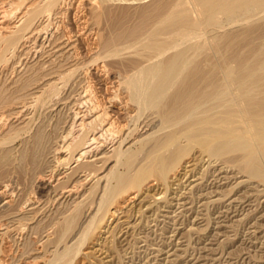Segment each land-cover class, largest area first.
I'll return each instance as SVG.
<instances>
[{
	"label": "bare ground",
	"instance_id": "obj_1",
	"mask_svg": "<svg viewBox=\"0 0 264 264\" xmlns=\"http://www.w3.org/2000/svg\"><path fill=\"white\" fill-rule=\"evenodd\" d=\"M57 1L58 0H52L48 4L54 7L53 4H55ZM158 1L159 0L156 1L157 3L150 5V6L148 4H147L148 6L143 5L142 10H139L138 12L140 14V16H138L139 17L138 22L136 23L133 22L134 24L131 23V25L122 26L124 24H121L118 27L116 26V29L114 28L115 30L114 29H113L114 31L112 30L113 33L109 37L107 38L105 37L106 39L102 38V39H105L104 41H102V44L104 42L106 47L107 46L110 47L111 45L113 47L114 46L116 47L117 46L116 43L117 44L119 42L121 43V41L123 42L121 44L123 45L128 44V47H130L132 43H130V41L128 43H125L124 41L126 40L128 41L131 38L133 41L137 39V41H134L135 44L139 41L141 42L143 41L142 44H140L141 45L140 51L142 52L147 51L146 52L147 56L144 55V57L146 56L145 59L147 58V60L145 61L144 57L143 58L141 57L143 56L142 52H141L142 55L140 53H137L136 45L133 48L134 43L132 44L133 50L134 49L136 50V52L135 51L134 52L139 54L140 55L139 57L142 58V60H144L146 63H141L140 61H138L140 63L137 65L138 62L135 60L133 63H135L136 68L133 67L135 68L133 69L131 67L133 71L129 70L131 72H129V74H127L124 77V79L126 78V80L124 81L125 82L124 86H126V89L129 92V96H130L129 101H131L130 103H132L133 105V108L132 109L129 108L130 110L128 109L126 113L127 115V118H126L127 122H125L126 124H121V123L118 124L120 119L113 115L114 118L116 117L119 119L118 122L115 121L117 123L116 124L114 122L116 118L114 119L112 116L109 117V113L107 111H104V110H107L108 108L102 110L100 107L102 111H99L97 110V108H99L98 104H94L93 102L92 111H94V113L89 116H87L88 113H83L82 116L79 117L78 116L79 112L76 113L75 110L73 111V113H76V116L79 118H75L74 121L71 120V122L73 121V124H71V126L72 125L73 126L72 127L70 126L69 127L70 129L68 128L69 129L68 132L65 129L67 133L64 132V134H61V136L57 135L58 130H56L57 127L54 126L56 128H53V130H56L55 131L57 133L56 136L57 138L59 136L58 139H60V142L56 140L57 138L54 135V131L53 132L50 131L49 129H47L48 126L47 127H45V125L41 126L42 125L41 124L38 129L37 128L35 129V131L36 130L37 131L34 132L33 140L31 139L32 137L30 138L32 140L31 143H33L32 144L33 146L31 148L32 150L28 154L24 152V154L30 158L29 159L25 157L26 159L30 160V162L29 160L27 161L29 162V164L31 163L32 170H35V172L33 171V173H35V177H36L35 183H37L36 193H38L39 195L37 201L35 200L36 202L29 203L28 205L35 204V203H41L42 198L46 196V194H50V192L55 193L54 196L56 198L59 197L58 199L63 198L67 193L68 195H71L73 193L76 194V192L78 193L77 195H80V196L84 195L85 197L87 196L86 198L92 196L94 199L93 202L90 201L92 197L90 200L87 199L91 203V205L88 208L85 207L86 205H89V203H86L85 205V202H87L85 201L86 199L85 200L78 199V201L74 202L73 206L71 203H70L71 206H69L70 205L69 202H72V200L71 201L68 200L67 207H64L65 204L59 205L60 204L59 203L58 205L60 207L57 205L58 207L56 208V210H54L52 213L47 214L44 218H41L40 220H38L36 223V226H33L34 228L32 227L33 232H35L36 234L38 232L41 233L40 229L42 230V228L44 229L48 227L47 229H49L50 231L49 234L51 235V237L50 235H49V239L46 237L48 239L46 240L48 241L47 244L49 243L50 245V242L53 241L56 244L55 247L57 246L56 249L53 250V254L50 256V258L46 260V264H69L70 262L72 263L76 255H78L79 252L81 251L82 246L86 243L88 235L91 234V233L89 234L90 228L95 223L96 215L100 211L102 210L104 211L103 213L101 212L102 216L100 215L101 217H99L100 219H98V222L100 221L101 223L105 219L107 212H109L108 208L109 206L111 207V203H113V201L118 200L121 196L123 197L124 193L126 194L127 192L131 190H137V189L143 188L142 186L144 182H146V180L150 178L153 179L154 176L155 178L165 180L169 178L168 177L169 174L177 173V170L179 169V167L182 166L183 162L187 161L186 158L188 156H191L190 154L196 148H199L201 153L207 155L208 158H210V160L219 161V160H222L221 158L225 157L224 163H226V165L233 164L235 167H237L239 172L247 175L249 179H252V180L258 179L259 181H261V183H264V19L261 21L258 20V19L264 18V0H191V3L189 4L187 3V0H179L178 2H176L177 1L176 0L174 1L175 4L171 3L173 5H170V3L162 2L163 0H161V2H158ZM171 2L173 1L171 0ZM144 3H145V0H144ZM152 3H154V1ZM134 6L136 8V4ZM37 7L40 8L39 6ZM135 8L133 10H135ZM40 9H37V11ZM130 9H132V7ZM42 11L43 10L41 9V14H38V16L42 15ZM114 11L116 12V10ZM131 12L133 11L131 10ZM31 14L34 16V18H36L35 11L32 12ZM97 15L95 14V16ZM105 16H107V14ZM256 16L257 18L259 16L261 18L259 17L257 19ZM254 17L258 21H256V19L254 20ZM32 19L33 17L29 19L31 23L30 26L32 25V22H31ZM33 20L35 21L36 19H33ZM97 21L99 22V19ZM127 21H128V18L126 19V22L125 21L124 22L128 23ZM27 22L25 23L24 21V23L27 24L28 27H30ZM237 25H238L237 27L238 29L237 28L234 29V27H236ZM227 26H230V29H227L226 28ZM232 26H233V29H231ZM102 34L99 33L100 36ZM10 40H12V38ZM16 41L18 42V40ZM188 41L190 42L188 43ZM139 43H137V45ZM100 44H101V41H100ZM108 47L105 48L104 46V49H108ZM116 48H118V46ZM123 48L125 50L127 47L125 48L124 46ZM137 48L139 47L137 46ZM114 49L113 50L110 49V50L114 52L116 51ZM119 49L122 50V48H119ZM108 50H104V51H108ZM112 52L111 53L109 52V53L114 54ZM204 52H205V55L201 57L200 55L203 54ZM104 54L105 52H103V55ZM119 55L122 56V54H119ZM131 55L133 54H130V56ZM113 57L114 56H112V58ZM122 57L124 58V56ZM132 60L133 59H131L130 61L131 63H132ZM48 71L49 70H47V72ZM57 72L54 71L50 73L54 74ZM33 73H34V70H33ZM103 77L105 76L103 75ZM66 79L67 78H65V80ZM46 82H49V81H46ZM29 84H31V82ZM23 89L24 88H21V90H18V92H21ZM12 92L14 93V90ZM18 92L17 94H20ZM1 93L4 94V92H1ZM1 93H0V103L2 102ZM26 94L28 95V93ZM30 94H32V91ZM30 94L29 96H32ZM53 94L54 93H52V95ZM7 95H9V93ZM9 98H11V96ZM20 98H22L21 95H20ZM9 100H12V99H9ZM13 100L15 99L13 98ZM87 101H90V99L88 98ZM39 102H42V101H39ZM7 103L5 102L3 104H7ZM128 103L129 102H127V104ZM82 109H83V106H82ZM12 110H11V113H12ZM89 110L90 108L88 109V111ZM119 110L118 112L120 113L121 111ZM16 111H17V108H16ZM146 112L147 113L149 112V114L147 115ZM145 113H146L145 115L146 117L147 116L148 118L150 117L149 118L150 120L147 118L149 121L148 120L145 121V118H142V116ZM4 115L3 114L0 115V121L3 120L2 116ZM25 115H27V113ZM7 116H10V115H7ZM125 117L126 116H124V119ZM141 118L144 119V124H142L143 120H141ZM59 120L60 119H58L57 121ZM77 122L80 125V128L82 130L81 132L79 131L76 132L74 129L76 127ZM29 123L31 124V122ZM60 123L62 124V122ZM60 123L58 122V124ZM65 123L66 122H64V124ZM18 124H21V123H18ZM11 126L9 128V131L12 130ZM17 126H20V125H17ZM126 126L128 127L125 133L123 131H124V128H126ZM64 127L65 126H62L61 128H64ZM17 128L13 129V134H14V131L17 130ZM22 128H26V127L24 126ZM18 129H21V128H18ZM143 129H145V131H142ZM63 131L64 130H62V132ZM18 132H20V130H18ZM18 132H16V134ZM108 135H112L115 137H112L113 138L112 141L114 142V143L112 142V147L113 146L114 147L113 148L111 147L112 149L107 150L105 147V144H107L108 138L110 137V136L108 137ZM5 138H3V141H5L4 140ZM8 142L10 141L8 140ZM134 143H138V146L136 149L132 148ZM3 144L5 143L3 142ZM227 154L231 155V156L228 155V159L226 157ZM24 156L22 157L23 160H24ZM10 158H11V154L8 151V149L0 153V162L1 161L5 162L9 160ZM198 159L200 158L198 157ZM73 161L76 162V164L74 163V165H72L71 163ZM138 161L139 163L137 164ZM224 163L222 164L224 165ZM20 164H17V165H20ZM2 168L3 166L1 167V169ZM14 168H17V167H14ZM18 168H21V167L18 166ZM24 173L27 174V172H24ZM93 179H96V180H94L93 182L92 181ZM91 181H92V184L90 186H87L89 183H91ZM211 190L213 189L211 188ZM81 191H82V194H80ZM182 195L184 194L182 193ZM18 198H20V196H18ZM81 199H83V196ZM24 201L28 202L27 200H24ZM17 202L19 203L15 204V202H13L12 205L10 204L7 209L4 208V210L0 212V229H4L2 230V232H0V241L3 242L5 240L4 242H6V239L7 240L9 239L13 241L14 244L17 243V247L20 252V258L23 259V258H27L30 254V248H31L30 241L28 240L29 238L25 236V233L28 232L26 228L30 227V225L27 226L29 220L31 219L33 221L34 212L32 211L33 215L31 216L30 214L31 211L27 212L28 210H26L27 209L26 202H22V201L21 202L17 201ZM93 204L95 207H93ZM36 208L38 207H35L34 209V206H33V210H36ZM39 209H40V206H39ZM86 210H90L91 214L93 213L92 211L94 210L95 211L92 215L91 214L88 215L86 219L84 220L86 214L88 213V212L86 213ZM39 211H37V215L39 214ZM5 217L7 218V221L9 219V221L12 223L5 222ZM88 217L89 219H87ZM85 221H86V224L82 226V224ZM100 223L99 224L95 223V225L97 224V227H98V225L100 226ZM77 227L78 228L83 227V229L77 232L76 231ZM12 230H15L17 231V233H20L23 235V238L22 237L20 238L21 239L20 242H17V239L20 236H18L17 239L14 238V235L11 233ZM68 239L75 240V242L71 241L72 244H69ZM64 240H67V241H64ZM62 241L66 243L61 249L59 245L62 243ZM49 245H46V246H49ZM2 250L3 249L0 247V252H3ZM47 257L48 256H46V258ZM1 262L2 261L0 259V264Z\"/></svg>",
	"mask_w": 264,
	"mask_h": 264
},
{
	"label": "rangeland",
	"instance_id": "obj_2",
	"mask_svg": "<svg viewBox=\"0 0 264 264\" xmlns=\"http://www.w3.org/2000/svg\"><path fill=\"white\" fill-rule=\"evenodd\" d=\"M51 1L52 0H0V91L4 92V94L0 92L2 96V102L0 103V115L5 114L4 116H2L3 120L0 121V145L3 144V142L5 144L1 145L0 149L2 152L8 149L11 154V158L9 160L5 162L1 161L2 163L0 162V212H2L4 208L7 209L10 204L12 205L13 202H15V204L19 203L17 201L26 202L24 200L28 201L26 202V210H28L27 212L31 211V216L34 212L33 221L30 219L27 224V226L30 225L31 228H26L29 233H25V236L29 238L28 240L30 241L31 246L29 256L27 258L21 259L17 243L14 244L13 241L6 239V242H4L5 240L3 242L0 241V247L3 249V252H0V259L2 261L1 264H46V260L50 258V256L53 254V250L56 249L57 246L55 247L56 244L53 241L50 242V245L49 243L47 244L48 241L46 240L49 239L50 235V231L49 229H47L48 227L44 229L42 228V230L40 229L41 233L38 232L37 234L33 232L32 227L36 226L38 220L44 218L47 214L52 213L54 210H56L59 205L65 204L64 207H67L68 200H72V202H69V204L71 203L72 206L74 205L75 201H78V199H86L85 201L87 202L84 201L85 205L86 203H89V205L85 206L86 208L91 205L88 200H90L92 196L86 198L87 196L85 197L84 195H77V192L76 194L73 193L71 195H68L67 193L63 198L60 199H58L59 197L56 198L54 196L55 193L50 192V194H46V196H44L45 198H42V201L44 200L43 202L41 201V203H35L36 206L35 204L28 205L29 203L36 202L39 195L38 193H36L37 183H35L36 177L35 173H33V171L35 172V170H32L31 163L29 164L30 158L27 157L24 152L28 154L32 150L31 148L33 146V143L31 142L33 140L34 132L37 131H35V129H38L41 124V126H48L47 129H49L50 131H54V135L57 138V133V135L61 136V134H64V132L69 131V127L71 126V124H73L75 118H79L83 113H88L87 116L93 114V102L94 104H98L99 108H97V110L102 111L108 108L104 111H107L109 113V117H113L114 115L120 119V121L118 122L119 119L116 117L115 119L113 117L115 119H113L114 122L116 121L118 122V124H126V113L129 108H133V105L132 103H130L131 101H129V92L126 89V86H124V81L126 80V78L124 79V77L129 74V72H131L129 70H132L133 67L136 68L135 63H133L135 60L137 62L140 61L141 63H146L145 61L147 60V58L145 59V57L147 56V51H140V44H142L143 41H139L141 43L137 42L139 43L137 45V43H134V41H137V39L135 38H133L135 39L134 41L132 40V38L128 41L123 40L125 43H128L129 41L132 44L134 43L133 48L136 45L137 53L141 54L142 52V58L144 57V55H146L144 57V61L139 57V54L135 53L136 50H133L132 44L131 46L129 44L131 48L128 47V44H121L123 43L122 41L121 43L119 42L122 46L119 43H116L118 48H116L117 46L113 47L112 45L110 47L107 46L109 50H113L115 48L114 50L116 51L112 52L111 50L109 51L108 49H104V46L105 48L107 47L104 42V45L102 44V41H104L113 33V31L116 29V26L118 27L121 24H124L122 26L131 25V23L134 24L138 22V16H140L138 12L139 10H142L143 5L150 6L157 3V0H153L154 3H152V0H145V3L144 0H123V2L122 0H113V2L112 0H106L107 2L105 0H58L59 3L58 1L55 3L57 6L53 4L54 7H52V5L48 4ZM172 1L173 2H171V0H163L162 2L170 3V5L175 4L174 1L176 0ZM178 1L179 0H177L176 2ZM117 2L120 5H118ZM158 2H161V0H159ZM187 3H191V0H187ZM135 4L136 8L134 6ZM37 6H39L43 10L42 15L38 16V14H41V9ZM97 7H99L101 10ZM131 7L132 9H130ZM134 8L135 10H133ZM37 9H40L38 10L40 12H38ZM114 10H116V12ZM131 10L133 12H131ZM34 11L36 18H34V16L31 14ZM122 12H125V15ZM95 14L98 15L95 16ZM106 14L107 16H105ZM29 16L30 18L33 17V19H36L35 21L33 19L31 20V26ZM96 18L97 20L99 19V22L96 20ZM127 18V22L129 24L125 23ZM256 18L254 17V20ZM257 19L256 21H261L264 18L258 20ZM24 21L25 23L27 22L30 27H28V25L25 24ZM95 21H97L98 23ZM118 21L120 24L118 23ZM237 27L238 25L234 27V29H236ZM226 28L230 29V26H227ZM17 29L20 31H18ZM231 29H233V26ZM99 33L103 34L100 36ZM15 36L18 38H16ZM11 38L12 40H10ZM16 40H18V42ZM189 42L190 41H188V43ZM124 46L125 48L127 47L125 50L123 48ZM137 46L139 48H137ZM119 48H122V50H120ZM117 50L118 52H120L118 53ZM103 52H105L104 55ZM109 52H112L114 54H110ZM119 54H122L124 58ZM130 54L133 55L130 56ZM203 55H205V52L200 56L202 57ZM112 56L114 57L112 58ZM131 59H133L132 63L130 62ZM140 62H138L137 65ZM118 63L120 64V66ZM33 70L35 74L33 73ZM47 70H49L50 72H57L59 70L61 72L58 71L57 73L53 74L49 71L48 73ZM118 71L121 73H119ZM103 75L105 77H103ZM56 78H60L59 81ZM65 78L67 79L65 80ZM46 81H49L50 84ZM30 82L31 84L33 83L32 86L31 84H29ZM21 88L24 89L21 92H18V90H21ZM13 90L14 93L12 92ZM31 91L32 94H30ZM5 92L7 94L9 93V95H7ZM17 92L20 94H17ZM26 93H28V95ZM52 93H54L55 95H52ZM29 94L32 96H29ZM20 95L22 98H20ZM10 96L11 98H9ZM13 98L15 100H13ZM86 98H89L90 101H87ZM25 100H27L28 102ZM38 100L42 102H39ZM86 101L88 102V104ZM5 102L8 103L3 104ZM127 102L129 103L127 104ZM15 104L18 106H16ZM5 105L8 106L6 107ZM76 107H79V111ZM87 107L90 108L89 111V108ZM100 107L102 110L100 109ZM45 108H47L48 110ZM74 110L76 113L79 112V117L76 116V113H73ZM118 110L121 112L119 113ZM26 113L27 115H25ZM146 113L143 115L144 117L142 116V118H145V121L150 118H148V116H145ZM148 114L149 112L147 113V115ZM62 116H64L65 118ZM124 116H126L125 119ZM56 117L60 120L57 121L58 119ZM142 118V124H144V119ZM71 120L73 121L71 122ZM27 121L31 122V124ZM58 122H62V124L60 123V125L58 124ZM64 122L66 123L64 124ZM77 123L76 127L74 126V129L76 132H81L82 130L80 128V125L79 123ZM11 124L13 127L11 126ZM16 124L20 126H17ZM10 126L12 130L9 131ZM24 126L26 128H22ZM54 126H56L57 128ZM60 126L65 127L61 128ZM17 127L21 128L22 130L18 129ZM127 127L128 126L124 128L123 132L126 133ZM14 128H17V130H15L16 132L20 130V132L17 133L19 135H17L15 131L13 134ZM53 128H56V130H58L57 133L55 132L56 130H53ZM61 129L64 131L62 132ZM4 130L5 132L7 130L8 133H5ZM142 131H145V129H143ZM2 137H6L4 139L5 141H3ZM108 137V142L107 144H105L107 150L114 147H112V137L115 136L108 135ZM58 138L56 140L60 142V139ZM25 139H27L29 143ZM8 140L10 142H8ZM137 146L138 143H134L132 148L136 149ZM1 151L0 153H2ZM190 155L191 156H188L186 158L187 161L183 162L182 166L179 167V171L177 170V173L169 174V178L161 180L155 178L154 176L153 179L150 178L146 180V182H144L142 186L143 188L131 190L126 194L124 193L123 195L125 197L121 196L118 200L113 201V203H111V207L109 206L108 208L109 212H107L105 219L101 223L100 221L98 222V219H100L99 217L102 216L101 214L104 211H100L96 215L95 219V223H100V226L98 225L97 227V224L95 225V223L92 225L89 232V234H91L88 235L86 243L82 246L81 251L78 255H76L73 262H70L69 264H264V183H261V181H259L258 179H249L247 175L239 172L237 167H235L233 164L226 165V163H224L225 157L221 158L222 160L219 161L215 160V162L214 160H210L207 155L202 154L199 148H196ZM228 155L231 156L230 154H227V156L225 155L227 159ZM23 156L24 160L22 158ZM25 157L29 159H26ZM198 157L200 159H198ZM10 160L13 162H11ZM27 160H29V162ZM187 162L190 163L188 164ZM16 163L21 164L17 165ZM74 163L76 164V162L74 161L71 164L74 165ZM138 163L139 161L137 162V164ZM222 163H224V165ZM2 166L3 168L1 169ZM18 166H20L21 168H18ZM24 172H27V174ZM94 180L96 179H93L92 181L94 182ZM92 181L87 186H90L92 184ZM211 188L213 190H211ZM1 189L3 190V192ZM182 193L184 195H182ZM80 194H82V191ZM17 195L20 196V198H18ZM82 196L83 199H81ZM17 198L20 200H18ZM92 199L90 201L93 202L94 199ZM71 204L69 206H71ZM33 206L34 209L35 207H38L36 208L37 211L41 210L39 211L38 215L37 211L33 210ZM93 207H95L94 204ZM90 210H86V213H88H85L86 216L84 220L88 215L91 214ZM94 211L92 212L94 213ZM87 219H89V217ZM5 222L12 223L9 221V219L7 221L6 217ZM85 224L86 221L82 224V226ZM76 229V231L78 232L79 230L83 229V227H77ZM2 230L4 229H0V232H2ZM14 231L15 230H12L11 233L16 239L18 236H20L17 239V242H20V238H23V235L17 233V231ZM93 234L97 236L95 237ZM64 241H62V243L59 245L61 249L66 243ZM71 241L75 242V240H69L68 243L72 244ZM46 256L48 257L46 258Z\"/></svg>",
	"mask_w": 264,
	"mask_h": 264
}]
</instances>
